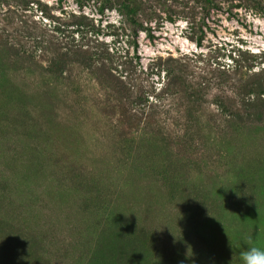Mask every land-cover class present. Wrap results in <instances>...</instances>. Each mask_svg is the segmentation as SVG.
Segmentation results:
<instances>
[{
  "label": "rangeland",
  "instance_id": "obj_1",
  "mask_svg": "<svg viewBox=\"0 0 264 264\" xmlns=\"http://www.w3.org/2000/svg\"><path fill=\"white\" fill-rule=\"evenodd\" d=\"M211 1L0 0V264L264 249V0Z\"/></svg>",
  "mask_w": 264,
  "mask_h": 264
},
{
  "label": "trees",
  "instance_id": "obj_2",
  "mask_svg": "<svg viewBox=\"0 0 264 264\" xmlns=\"http://www.w3.org/2000/svg\"><path fill=\"white\" fill-rule=\"evenodd\" d=\"M206 3H212L211 0H205ZM134 11V10H133ZM133 20V23L137 26H139L141 29H143V24L138 22L136 19L132 18ZM201 40L202 39H199L198 40V43L201 44ZM136 48L138 47L137 43H136ZM99 83V82H98ZM111 91L109 92V95L107 97V100L108 102L110 103H113L112 105L113 106H118L119 109H122V105H124L122 103V101H125L123 99V95L119 92V89H117L115 87V85L111 86V88H109ZM242 104H245L244 101H241ZM247 105V104H246ZM250 105V104H248ZM131 110L128 111V110H125L123 109V111H121L122 114L125 115V117L127 119H131V123L129 121V123L131 124V126H136L137 129L139 128V125L140 123H138L137 125H132V120H137L138 116L137 114H131ZM128 113V114H127ZM225 123L227 125L230 126V124L232 126H241L243 124H246V123H251V122H264V113L263 112H254V113H248L247 111L245 112H230L229 114V118H226V120H224ZM131 126H128V132L124 133V131L122 132L124 137L127 139L126 141H129V142H132L133 139H136L137 138V135H136V131L137 129L133 130L131 128ZM156 133H160L162 135V137L164 138H174L177 136V134H171L170 131H166L165 129L163 128H160V131L156 132ZM183 137H189V135L187 134H184ZM124 144V142H123ZM128 143H125L124 145H122V147H125L123 150V153L122 154H129L131 152V149H130V146L126 147ZM122 149V148H121Z\"/></svg>",
  "mask_w": 264,
  "mask_h": 264
},
{
  "label": "clouds",
  "instance_id": "obj_3",
  "mask_svg": "<svg viewBox=\"0 0 264 264\" xmlns=\"http://www.w3.org/2000/svg\"><path fill=\"white\" fill-rule=\"evenodd\" d=\"M242 260L244 264H264V249L251 246L242 254Z\"/></svg>",
  "mask_w": 264,
  "mask_h": 264
}]
</instances>
